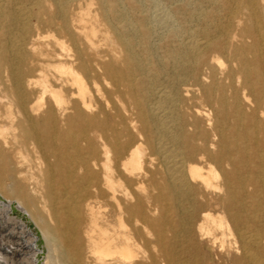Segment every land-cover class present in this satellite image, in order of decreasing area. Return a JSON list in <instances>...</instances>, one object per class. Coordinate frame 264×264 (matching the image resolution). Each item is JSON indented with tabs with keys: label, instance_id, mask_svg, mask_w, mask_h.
Instances as JSON below:
<instances>
[{
	"label": "bare ground",
	"instance_id": "bare-ground-1",
	"mask_svg": "<svg viewBox=\"0 0 264 264\" xmlns=\"http://www.w3.org/2000/svg\"><path fill=\"white\" fill-rule=\"evenodd\" d=\"M160 1L0 0V264H264V0Z\"/></svg>",
	"mask_w": 264,
	"mask_h": 264
},
{
	"label": "rangeland",
	"instance_id": "rangeland-1",
	"mask_svg": "<svg viewBox=\"0 0 264 264\" xmlns=\"http://www.w3.org/2000/svg\"><path fill=\"white\" fill-rule=\"evenodd\" d=\"M160 2H161V5L162 6L164 5L163 7L168 8V10H171L174 7V5L172 3H170L169 0H162ZM165 4H167V5L165 6ZM32 7H35V5ZM92 7L95 8L96 5H93ZM51 33H53V32H51ZM167 38L168 37H165V39H167ZM61 39H63V38H61ZM49 42H50V44L48 46L53 48V38L52 37H50ZM194 233H195L194 234V237H195L194 243L200 249V258L196 262V264H223V262H225L227 260L228 255L231 254V252H233L232 250H228V249L225 252L221 251L218 243H214L212 241V239L201 238L196 230ZM39 246H40V248H39V264H45V256L47 254V248H46L45 243L42 240V238H41ZM221 253L223 254V256L220 255Z\"/></svg>",
	"mask_w": 264,
	"mask_h": 264
}]
</instances>
